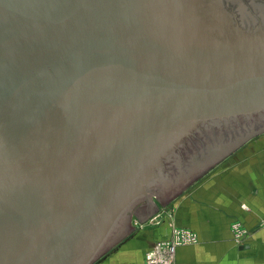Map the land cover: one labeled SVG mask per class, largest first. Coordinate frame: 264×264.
I'll return each instance as SVG.
<instances>
[{
  "label": "water",
  "instance_id": "water-1",
  "mask_svg": "<svg viewBox=\"0 0 264 264\" xmlns=\"http://www.w3.org/2000/svg\"><path fill=\"white\" fill-rule=\"evenodd\" d=\"M263 115L264 0H0V264H95Z\"/></svg>",
  "mask_w": 264,
  "mask_h": 264
},
{
  "label": "crops",
  "instance_id": "crops-1",
  "mask_svg": "<svg viewBox=\"0 0 264 264\" xmlns=\"http://www.w3.org/2000/svg\"><path fill=\"white\" fill-rule=\"evenodd\" d=\"M263 157H259L262 163H249L250 169L208 171L165 206L154 199L158 210L142 223L132 216L131 233L95 264H144V252L167 237L169 224L165 219L153 230L140 231L133 220L145 225L168 208L175 210L173 224L195 232L199 242L179 247L175 264H264V232L256 229L264 218ZM233 222L252 230L244 247L232 240Z\"/></svg>",
  "mask_w": 264,
  "mask_h": 264
},
{
  "label": "rangeland",
  "instance_id": "rangeland-1",
  "mask_svg": "<svg viewBox=\"0 0 264 264\" xmlns=\"http://www.w3.org/2000/svg\"><path fill=\"white\" fill-rule=\"evenodd\" d=\"M239 151H236L234 153H232L227 159H225L223 162L220 163V165H218L215 169L211 170V171H241V168H251L249 167V163H259V161L262 163L263 160H259V157H263L262 154L259 156L260 153L264 154V135L260 136L259 138L254 139L252 142H248L245 146H242L240 149H238ZM264 158V157H263ZM256 170V169H255ZM254 170V171H255ZM174 208H168L165 211H163L161 214H157L155 217L151 218L145 225H139L137 223V221L133 220V225H135L138 229H140V231H146V230H153L155 229V227H158L160 224H162V220H165L168 222L169 224V232L167 237L161 238L159 240H156L155 243L159 242V241H163L166 238H168L170 236V233L172 231L173 228H183V227H179L176 226L175 224H173L172 220L174 219ZM233 223H239V222H233ZM233 223H231L230 225V232H231V236H232V240L235 243L234 240V233L232 231V225ZM243 229H245L246 231L251 232L252 230L247 229L246 227H244L241 223H239ZM186 229V228H184ZM256 229L258 231H262L264 232V218H262ZM251 236V235H250ZM248 236L244 242H247L249 240ZM199 243V242H198ZM192 246V245H190ZM185 247V246H184ZM151 249L148 248L145 252H144V258H143V262L144 264H147L146 262V255L148 253H150ZM156 259V263L155 264H175V257H176V253L173 257L170 258L169 262L164 263L163 260H160V257L158 255H155Z\"/></svg>",
  "mask_w": 264,
  "mask_h": 264
},
{
  "label": "built area",
  "instance_id": "built-area-1",
  "mask_svg": "<svg viewBox=\"0 0 264 264\" xmlns=\"http://www.w3.org/2000/svg\"><path fill=\"white\" fill-rule=\"evenodd\" d=\"M232 231L237 246L244 247L245 239L251 235V232L242 228L239 223H233ZM198 243V236L195 232L184 228H173L170 236L163 241L154 243L150 248L151 251L146 255L147 264H155L158 255L164 263L169 262L179 247L195 245ZM168 264V263H167Z\"/></svg>",
  "mask_w": 264,
  "mask_h": 264
},
{
  "label": "flooded vegetation",
  "instance_id": "flooded-vegetation-1",
  "mask_svg": "<svg viewBox=\"0 0 264 264\" xmlns=\"http://www.w3.org/2000/svg\"><path fill=\"white\" fill-rule=\"evenodd\" d=\"M261 119H264V115L263 116H261V117H258V116H254L253 117V119H252V121L253 122H257V121H261ZM219 126H221L223 129H226V130H228L227 128H225V125L224 124H222V123H219L218 124ZM259 125V124H258ZM216 127V126H215ZM214 126L212 127V128H215ZM211 128V127H210ZM202 130H203V132L201 131V127H199V129H196V130H193V129H191V130H185L184 132H187L185 135H183L182 137H180L181 139H184L183 140V143L185 144V143H187V138H189L188 136L190 135V134H192V136L195 134V135H197V134H201V136L203 137V139L201 140V141H198V142H196V149L198 150V152H197V154H199L200 156H202V157H207L205 160H207V159H209L210 157H212L213 155H221L223 152H224V150L226 149V146L225 147H222L221 146V143H220V141H222V139H223V141L226 139V135L227 134H225V135H223V136H221V134L218 132V135L217 134H214V132H210V130H208V129H204V128H202ZM230 131H232L233 132V130L231 129ZM226 132V131H225ZM234 133V132H233ZM191 136V137H192ZM220 146H221V148H220ZM241 148V147H240ZM239 148V149H240ZM211 149H214V151L212 152L211 151ZM189 150V154L187 155V157L190 155H192V154H194L192 151H190V149H188ZM216 150V151H215ZM237 151V150H236ZM235 151V152H236ZM234 153V152H233ZM186 157V158H187ZM190 158V157H189ZM185 161H187V159H185ZM167 163L165 160L164 161H162V163ZM175 162V160L174 161H171V162H169L168 164H173ZM220 164V163H219ZM218 164V165H219ZM217 165V166H218ZM216 166V167H217ZM215 167V168H216ZM214 168V169H215ZM171 170H173V171H179V170H176V169H173V168H171ZM195 171V169H190V170H187V169H185V170H180V171ZM167 171V170H166Z\"/></svg>",
  "mask_w": 264,
  "mask_h": 264
}]
</instances>
